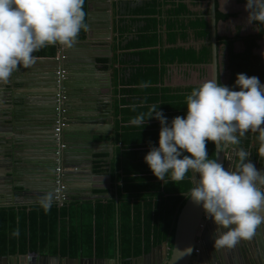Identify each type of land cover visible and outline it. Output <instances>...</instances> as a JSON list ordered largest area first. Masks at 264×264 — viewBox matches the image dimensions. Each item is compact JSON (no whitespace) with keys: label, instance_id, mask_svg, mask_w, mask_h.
<instances>
[{"label":"trees","instance_id":"trees-1","mask_svg":"<svg viewBox=\"0 0 264 264\" xmlns=\"http://www.w3.org/2000/svg\"><path fill=\"white\" fill-rule=\"evenodd\" d=\"M126 1L124 7L121 6L124 16L113 23L118 39L115 47L121 52L112 54L111 59L124 64V68L118 71L119 83L137 87L128 89L129 93L124 91L127 98H120L118 104L114 103L112 112L120 115V119L115 121L112 131L94 137L95 141L110 142L113 149L109 162L104 160L107 152H103L92 164L94 173H109L110 185L94 188L92 193H110V196L90 200L67 196L61 205L53 202L47 213L38 204L0 206L2 256L35 251L59 257H78L80 254L114 257L118 252L127 259L146 254L164 241L167 242L168 257L171 254L176 220L192 188L193 173L190 171L180 182L164 183L157 179L145 163L144 156L150 147L158 146L160 123L155 118H149L140 128L132 125L130 120L147 113L154 103L169 121L177 115H186V95L198 86L157 84H162L168 65L195 66L211 62L210 19L208 11L193 14L185 0ZM192 1L194 6L204 0ZM237 1L246 3V0ZM84 10L87 12L86 0ZM235 15L221 12L215 0L216 22ZM252 24L254 32L242 34L241 28L236 27L230 36H216L218 50L224 51V68L229 73L227 81L221 80L220 73L218 80L233 90H238L234 84L238 73L257 76L264 83V57L254 53L260 47L259 41L264 38V24ZM161 32L166 34L168 44L174 45L179 40L185 42L190 37L203 41V44L199 48H158ZM237 41L243 44L241 51L234 50ZM54 52L55 47L48 46L34 55L50 57ZM106 60L105 57L100 58L103 64ZM142 83L148 86L141 87ZM134 103H142L135 114L129 106ZM258 135L248 132L245 145L251 147L255 159L264 162V157L258 155ZM206 147L209 158L215 159V145L208 141ZM195 175L199 179L198 174ZM17 228L19 236H12Z\"/></svg>","mask_w":264,"mask_h":264},{"label":"clouds","instance_id":"clouds-1","mask_svg":"<svg viewBox=\"0 0 264 264\" xmlns=\"http://www.w3.org/2000/svg\"><path fill=\"white\" fill-rule=\"evenodd\" d=\"M84 4L85 0H0V84H8L21 67L33 66L35 52L57 44L73 47L81 31L88 28ZM245 9L249 24H264V0H246ZM234 84L238 90L221 84L217 77L203 81L186 95V115L171 121L155 103L147 113L130 120L140 128L149 118L160 123L158 146L150 147L144 156L157 179L173 183L183 181L190 171L198 174V182L187 197L202 206L217 225L213 240L216 249H232L241 241L251 240L264 225V171L248 160L251 152L236 149L234 170L225 169L207 152L208 141L217 150L222 145L239 146L242 138L253 132L259 133L258 155L264 157V83L257 76L238 73ZM63 130L60 142L65 146L60 162L67 147ZM53 141L55 151L58 144ZM53 156L55 159V152ZM55 199L56 194L49 191L36 203L47 213ZM11 235L19 236V228Z\"/></svg>","mask_w":264,"mask_h":264},{"label":"crops","instance_id":"crops-1","mask_svg":"<svg viewBox=\"0 0 264 264\" xmlns=\"http://www.w3.org/2000/svg\"><path fill=\"white\" fill-rule=\"evenodd\" d=\"M112 2V25L120 16H124V5L128 1L126 0H110ZM219 5V10L223 13H235L234 17H230L227 20H220L216 22L217 34L222 36H230L236 31V27H240L242 34H247L254 32L253 24H249L247 16L248 12L245 9V3L238 2L237 0H217ZM121 3V4H120ZM185 3L188 5L189 9L193 14L199 15L203 12L208 11V16L210 18V2L209 0H204L193 6L192 0H185ZM100 0H95L94 5L98 6L96 10L97 14L94 24L91 26L89 32L92 33V40L97 39L102 36L106 31L103 29L101 24L102 19V7ZM104 4V3H103ZM123 7L121 8V6ZM93 8V6H92ZM121 9V12H120ZM123 11V13H122ZM192 15V14H191ZM190 18H193L190 16ZM114 28V27H113ZM162 32L164 27L161 28ZM112 40H109L111 47V56L112 54L120 53V50H117L115 45L118 43L117 34L113 30ZM161 32V33H162ZM80 39V38H79ZM78 39V40H79ZM263 40L259 41L260 47L259 50H254V53H257L264 57L261 50L264 51ZM203 44V41L193 40L191 37L188 41L183 42L182 40L177 41L174 45L168 44L166 42V34L162 33L160 40V46L158 48H168V47H195L199 48ZM56 48V45H52ZM45 47L44 49H47ZM67 49V48H64ZM243 49V44L239 41L234 43V50L241 51ZM115 50V51H114ZM264 53V52H263ZM219 55V73L221 80L223 82L228 80L229 73L224 68L225 56L223 50H218ZM39 57V56H36ZM91 57L96 58L97 64L92 65L90 63H81L89 60ZM105 57L107 60L105 64L100 62V58ZM81 61L78 64L72 65V68H76V71L70 73V77L65 85V93L67 95L66 102V117L69 119L70 123H75L73 125L77 126H95L92 123L85 122V118L82 115L93 114L96 115L98 112H91L98 104H109V108H100L97 109L103 114H98L102 119L98 121V126L102 128V125L105 128H108V123L106 119L111 120L112 128L115 121L120 119V115L116 116L112 112V107L114 103H117L120 98H127L125 93H129L128 89L135 88V85H125L119 83V69L124 64H120L118 60L111 59L108 62L106 56V51L95 52L93 56L90 55H75L71 56V59ZM70 59V60H71ZM42 60L37 58L36 61ZM49 65L45 62L34 64L30 68L21 70V68L16 72L20 71L23 73L18 79H13L9 84H4L3 93H0V110L2 113H9L7 108H12L17 112V117L15 120H18L17 124L20 125V128H17L16 132L14 129L11 132L8 131V126H11V123L3 122L0 123V206L1 203L5 202L6 206L8 205H24L30 206L32 204H37V199L42 196L44 193L52 191V181L49 180V176L56 177V173L52 172V168H48L46 164L49 159L53 157L54 148L51 147L53 144V135L52 127L54 120L56 118V112L54 111L55 104L51 100V94L53 93L54 88L50 86L51 82L46 80L50 74L48 71ZM49 79V78H48ZM211 79V70L209 65H195L190 66L186 64L177 65L171 64L168 65V70L166 76L164 77L162 84H157V86H169V87H187V86H199L203 81ZM38 80V82H37ZM46 80V81H45ZM38 85V86H37ZM127 91V92H124ZM12 92L13 96L8 95ZM131 92V91H130ZM159 94V92H158ZM96 98L95 103H91L87 98L90 97ZM12 99V101H11ZM5 100L11 101V104H3ZM137 100V97H136ZM136 102V101H135ZM118 104V103H117ZM142 103L130 104L133 114L138 112V109L141 107ZM7 109V110H5ZM110 109L111 115L108 116L105 112ZM136 109V110H135ZM22 110V111H20ZM86 110V112H85ZM0 112V114H1ZM80 115V118L71 115ZM10 114H7L5 118H9ZM20 118V119H19ZM104 118V119H103ZM24 126V128H23ZM13 128V127H12ZM26 128V129H25ZM112 131V130H111ZM111 131H65L64 141L67 144V148L73 147L70 159L75 157H82L78 160V169L81 174L72 176V182L68 183L70 188L66 190L69 197H74L79 200H90L97 198H108L110 193L103 195H97L92 193L94 188H104L110 185L107 180V173L90 175L88 173V158L92 156L91 163L98 160V155L103 152L108 151L106 144H111L107 141H95L94 137L96 135L105 134L106 132ZM14 139L12 142L13 147L11 151L10 148V138ZM22 138V142H21ZM69 143H74L75 146L69 145ZM112 146V144H111ZM246 146V145H245ZM235 147V148H234ZM239 146H231L229 151V156L234 158L232 161V169L235 167V163L238 160L236 156V149ZM247 150L251 151L250 146H246ZM113 149V146H112ZM73 154H76L74 157ZM81 155V156H79ZM87 157H84L86 156ZM70 161L71 163L73 162ZM87 159V160H86ZM108 162V161H107ZM92 167V166H91ZM92 169V168H91ZM21 170V171H20ZM19 171V172H18ZM18 173V174H17ZM109 174V173H108ZM110 176V175H109ZM5 206V205H4ZM176 228V227H175ZM195 243H197L195 241ZM155 247V246H154ZM168 254V247L162 246L161 249H156L153 257L147 256L146 259H140L136 261L135 259L133 264H158L163 254L165 252ZM200 252V251H199ZM39 255H49V253L37 252ZM16 253L15 255H17ZM224 264H230L231 252L221 251L220 252ZM84 258H106L112 259L106 264H130V259L122 258L118 252L114 257H96L95 255L84 256L80 254L78 257ZM114 259H116L114 261ZM118 261V262H117ZM0 264H11V260L1 262ZM52 264V263H50ZM92 264H96L93 260ZM259 264V263H258ZM264 264V263H263Z\"/></svg>","mask_w":264,"mask_h":264},{"label":"water","instance_id":"water-1","mask_svg":"<svg viewBox=\"0 0 264 264\" xmlns=\"http://www.w3.org/2000/svg\"><path fill=\"white\" fill-rule=\"evenodd\" d=\"M102 7L101 9V15L103 21H101V24L103 25V29L106 31L102 34L101 37L92 40V33L91 31L89 32L91 26L94 24V21L96 19L97 12L96 10L98 9V6L94 5L95 0H86L87 4V12H86V23L88 25L87 31H85L82 35H79L81 39L77 40V42L74 44L73 47L64 49V47L60 45H56L55 52L53 56L50 57H37L41 58L39 62L36 61L35 64L45 62L49 65L48 71L50 72L48 78L46 80L50 81L51 84L50 86L54 88L53 93L51 94V100L49 102H53L54 104L56 103V94L59 92L60 88L58 86V83L56 81L57 73L60 70H65V73L62 74L61 77V83L62 86L65 87L69 77L70 73L73 71H76V68H72V65L78 64L81 61L73 60L71 59V56L73 54L75 55H90L93 56L95 52L98 51H106V56L108 58V62L111 61V47H110V42L109 40H112L113 37V25H112V18H111V13L110 10H112V2H108V0H100ZM210 2V43H211V62L208 64L210 66L211 70V78L217 77L218 79V74H219V55H218V47H217V28H216V18H215V0H209ZM104 3V4H103ZM93 6V8H92ZM264 39V38H263ZM262 39V40H263ZM259 50V49H256ZM58 56V58H57ZM71 59V60H70ZM90 63L92 65L97 64V60L94 57H91L89 60L81 62V63ZM25 68L21 67V70H24ZM21 76H23V73L20 71L16 74V72L13 74L12 78L10 81L13 79H18ZM45 80V81H46ZM38 82V80H37ZM9 84V83H8ZM4 84H0V93H3L5 89H3ZM7 85V84H6ZM38 86V85H37ZM8 95L13 96L12 92H10ZM91 103H95L96 98H93L92 96L90 98H87ZM12 101V99H11ZM11 101H6L3 102V104H11ZM66 104V102H65ZM109 104H98L95 108L93 109H87L91 110V112H98V114H103L104 112H101L97 109L98 107L100 108H109ZM9 113H2L0 114V123L3 122H8L11 123V126H8V131L12 133L13 129L17 132L18 129L20 128V122L19 125L17 124L18 120H15L17 117V112L19 111H14L13 107L12 108H7ZM5 109V110H7ZM22 111V110H20ZM86 112V110H85ZM108 116L111 115L110 109L105 112ZM7 114H10L9 118H5ZM98 114L93 115V114H85L82 115L83 118H85V122L87 123H92L95 126H77L73 125L75 123H70L68 126H66L63 130V137H65L64 132L69 130V131H92V132H99V131H111L112 130V125H111V120L106 119L108 123V128H105V126L102 125V128L98 126V121H100V117ZM75 116L77 118H80V115H71ZM20 119V118H19ZM104 119V118H103ZM102 120V119H101ZM13 127V128H12ZM24 128V126H23ZM26 129V128H25ZM13 136L10 138V148L11 151L14 142V139H12ZM245 141L246 138H242V142L240 147H243L247 150V147L245 146ZM22 142V138H21ZM69 145L75 146L74 143H69ZM52 148H56L57 146L54 145V143L51 145ZM231 146H225L222 145L218 150L215 147V159L221 162L225 169H228L229 167H232V161L234 158L229 156V151H230ZM106 148L108 151L107 155V161L109 162L111 157H112V146L111 144H106ZM235 148V147H234ZM73 150V147L65 148L63 149V153L61 156V162L59 167L61 168V175H62V180L63 183L66 185V190L70 188L68 183L72 182L73 178L72 176L81 174L78 169V160L80 158L75 157L76 154H73L75 157L73 159V162L71 163L72 159L69 158V155H71V151ZM251 152V151H250ZM81 156V155H79ZM84 157H87L84 156ZM89 157V156H88ZM87 157V158H88ZM83 159V158H82ZM87 160V159H86ZM90 160L88 163V173L90 175H94L92 172V156H90ZM248 160L252 162L255 167L260 170L264 171V162L255 159L252 156V153L248 157ZM238 160L235 163V166L237 164ZM48 168H52V174L55 172L56 167H58V163H56L54 156L49 159L48 163L46 164ZM235 167L233 168V170ZM21 171V170H20ZM19 172V171H18ZM18 174V173H17ZM107 180L109 181L110 176L109 174L106 175ZM49 180H51L52 183V192H54V180L55 176L48 177ZM191 180H192V187L196 186V183L198 182V179H196V175L192 174L191 175ZM2 206H6L5 202L1 203ZM217 229V225L213 222V220L210 217H207L202 206L196 205L191 201V198L188 197L187 200L185 201L178 217L176 220V228H175V235H174V243L173 247L171 250V254L168 257V254L165 252L163 254V258H161L158 264H224L221 254V251H229L231 252L230 256V264H263L264 263V225H262L258 231L256 236L247 241H241L237 246H235L232 249H216L213 245V240H214V234L215 230ZM195 241L197 243H195ZM167 242L164 241L161 244L153 247L150 252L133 257V258H127L130 259L129 261L130 264H133L135 259L136 261L140 259H146L147 256L153 257L155 254L156 249H161L162 246L166 247ZM200 251V252H199ZM11 260V264H92L93 260H95L96 264H106L112 259H106V258H84L82 256L80 257H59L57 255H39L37 252H28L25 254H13V255H6L2 256L0 255V263ZM116 259H114L115 261ZM118 262V261H117ZM114 264H116L114 262ZM118 264V263H117Z\"/></svg>","mask_w":264,"mask_h":264},{"label":"built area","instance_id":"built-area-1","mask_svg":"<svg viewBox=\"0 0 264 264\" xmlns=\"http://www.w3.org/2000/svg\"><path fill=\"white\" fill-rule=\"evenodd\" d=\"M58 58V56H57ZM65 73V70H60L57 73L56 81L58 83V86L60 88L59 92L56 94V103H55V108L54 111L56 112V118L53 123L52 127V135L54 139L56 140V143L58 144V148L54 151L55 156H56V162H60V153L62 148H64L65 144L63 142H60L61 139V132L62 130L68 125L69 119L65 116V102L67 100V95L63 91V86L61 83V77L62 74ZM56 178L54 180V193L56 194V199L54 202H57L59 205H61L66 199H67V194H66V185L63 183L62 180V173H61V168L56 167Z\"/></svg>","mask_w":264,"mask_h":264},{"label":"rangeland","instance_id":"rangeland-1","mask_svg":"<svg viewBox=\"0 0 264 264\" xmlns=\"http://www.w3.org/2000/svg\"><path fill=\"white\" fill-rule=\"evenodd\" d=\"M112 6H113V4H112ZM111 18H113V16H112ZM263 44H264V41H263ZM261 52H262V54H264V53H263L264 51L261 50Z\"/></svg>","mask_w":264,"mask_h":264},{"label":"bare ground","instance_id":"bare-ground-1","mask_svg":"<svg viewBox=\"0 0 264 264\" xmlns=\"http://www.w3.org/2000/svg\"><path fill=\"white\" fill-rule=\"evenodd\" d=\"M108 2H110V0H108ZM110 12L112 13V10H110Z\"/></svg>","mask_w":264,"mask_h":264}]
</instances>
